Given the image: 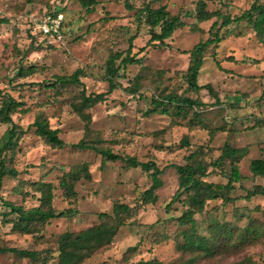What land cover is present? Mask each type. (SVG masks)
Listing matches in <instances>:
<instances>
[{
    "label": "rangeland",
    "instance_id": "obj_1",
    "mask_svg": "<svg viewBox=\"0 0 264 264\" xmlns=\"http://www.w3.org/2000/svg\"><path fill=\"white\" fill-rule=\"evenodd\" d=\"M205 1L208 10H219L233 17L247 9L252 0ZM147 2L153 7L165 4L171 14H181L184 25L167 39L168 46L147 44L150 29L136 16L137 9ZM196 2L97 0L94 9L85 13L78 0H0V19H7L0 23V99L3 94H9L22 102L12 119L24 130L14 149L5 153L6 164L17 175L3 176L1 195L15 204L31 207L39 202L34 184L39 180L51 181L53 206L59 210L68 207L75 210L72 216L51 219L39 233L40 238L12 231L8 220L15 215L5 213L7 207L0 203V244L46 249L52 255L47 262L37 264H55L57 238L61 233L98 223L100 212L112 213L113 203L122 202L133 209L123 215L124 225L110 246L82 264H132L150 257L163 262L174 260L180 256L175 243L183 242V227L175 220L180 214L178 203L169 212L165 211L178 185L177 172L171 163H183V157L203 143L209 148L198 151L196 158L202 157V153L208 159L216 157L225 141L233 146L248 143L249 152L241 160L242 186L234 194L244 195L257 182L264 185V177H253L249 168L252 158L264 154V45L246 21L232 22L229 25L232 33L216 48L206 51L197 80L200 85H210L218 94V102H214L206 87L192 90L185 77L189 56L184 51L206 39L212 22L198 23L199 29H192ZM55 9L62 10L66 22L60 38L45 36L37 28L40 19ZM131 36H135L131 54L135 53L140 61L128 63L119 70L118 86L107 92L104 100L89 108L81 106L82 89L86 94L107 91V60L112 53L126 55ZM141 47L144 49L140 50ZM230 55L235 61L226 60ZM120 59L115 63L120 64ZM29 65L33 66L32 72L20 73L21 66ZM77 69L82 71L80 84H52L58 76L68 77ZM168 93L204 103L199 107V119L205 127L190 132V149L179 147L180 138L187 132V118L160 110L149 111L154 97L161 98ZM38 114L44 115L51 127L59 129L65 146L53 147L36 134L30 124ZM85 125L93 131L92 138H100V146L115 153L135 155L140 161L152 160L163 168L156 201L141 200V193L149 187L151 178L140 167L112 160L102 163L101 155L93 149L72 146L82 137L88 138ZM221 126L227 129L217 130L210 136L211 129ZM7 128L8 124L0 121V146L7 138ZM83 162L89 165L91 179L77 182V202L70 206L59 179L64 171ZM208 180L225 182L226 179L216 173ZM217 203L209 200L208 206ZM257 205L264 206V195L250 199L239 197L234 203L209 208L195 215L197 230L207 235L208 224L216 220L238 227H244L249 219L264 224V216L255 208ZM235 211L238 217L234 216ZM136 244L135 250H127ZM242 260L248 264H264V235L257 242L202 258L197 264H233ZM0 264L33 263L28 261L27 254L0 253Z\"/></svg>",
    "mask_w": 264,
    "mask_h": 264
},
{
    "label": "trees",
    "instance_id": "obj_2",
    "mask_svg": "<svg viewBox=\"0 0 264 264\" xmlns=\"http://www.w3.org/2000/svg\"><path fill=\"white\" fill-rule=\"evenodd\" d=\"M78 1L85 13L91 12L97 4V0ZM58 11L62 10L55 9L48 11V14H55ZM136 16L139 22L146 23L150 29V38L147 44H155L160 47L168 46L167 39L171 37L177 28L184 25L181 14H171L165 4L153 7L150 2L144 3L137 9ZM194 17L196 20L192 27L194 30L199 29L198 23L208 20H212V22L208 28L206 39L198 41L190 49L184 51L189 56L185 77L192 90L199 91L201 88L206 87L212 93L215 99L214 102H218V94L212 90L210 85H200L197 81L206 51L210 47L216 48L220 41L232 33L229 25L234 21H246L255 32L258 41L264 45V2L252 0L247 9L232 17L219 10H208L205 0H197ZM6 21L7 19L5 18L0 19V23ZM65 25L66 22L63 21L62 29ZM134 37H130L126 55L122 57L121 53H112L109 56L106 63L107 91L86 94L85 90L82 89L79 97L81 106L89 108L104 100L105 94L118 86L116 77L119 76V70L128 63L140 61L139 58H136L135 53L131 54ZM144 47H141L140 50L144 49ZM118 58H121L120 64L115 63ZM226 60L233 61L234 59L230 55L226 57ZM19 70L22 74H28V72L33 71V66H21ZM81 74V69H77L68 77L58 76L52 84H80L79 76ZM24 84L22 83V85ZM153 102L154 105L149 111L156 112L160 110L169 115L187 118L185 123L187 132L180 138L179 147L184 150L190 149V132L205 127L202 120L199 119V107L204 104L203 101L181 94L168 93L161 98L154 97ZM21 104V101L16 100L9 94H3L0 99V121L8 124L7 138L0 146V203L7 207L5 213L15 215L8 220L12 231L42 238L39 233L51 219L72 216L75 210L72 207L59 210L53 206L54 185L51 181L39 180L34 184V190L39 193V202L31 207L15 204L5 200L1 195L3 176L9 174L15 177L17 175V171L6 164L5 153L14 149L18 138L24 132L22 127L17 125L12 119V115L18 111ZM194 106H196V109L193 110ZM30 125L35 127L36 134L49 145L58 148L65 146V142L59 136V129L51 127L44 115L38 114ZM226 129L225 126L216 127L211 129L209 134L213 136L217 130ZM85 133L88 138L82 137L78 142L73 143L72 146L93 149L101 155L102 163L106 160H112L120 161L125 166L140 167L151 178V184L141 193V200L146 203L157 200L156 190L162 185L161 174L163 173V168H160L152 160L140 161L135 155L115 153L108 148L100 146V138L91 137L93 131L89 125H85ZM208 148V144L203 143L201 147L191 150L189 154L185 155L183 163H171V166L177 172L178 185L170 200L166 203L165 211L169 212L175 203L180 205V214L175 216L177 224L183 227V242L175 243V248L180 251V256L167 262H163L156 257H150L146 260L141 258L132 264H197L202 258H212L218 254L233 251L243 244L257 242L264 235V224L256 222L254 219H249L244 227L216 220L208 224L207 235H202L198 232L195 224L196 214L203 213L209 208L216 209L219 206L234 203L239 197L250 199L254 195H264V185L258 182L253 184L252 188L247 189L244 195L234 194L236 188L242 186L244 175L241 172V160L248 152V145L233 146L225 141L216 157L208 159L206 154L202 153V157L196 158L198 151L203 152V150ZM166 150L169 151V149ZM249 168L253 177H264V158L251 159ZM216 173L224 177L226 179L225 182L208 180L210 175ZM81 179H91V172L87 162L80 163L70 170L64 171L60 176L59 186L70 206L75 205L77 202L75 186ZM209 200H217L218 203L209 207ZM255 208L264 216V206L257 205ZM132 210V207L127 203L114 202L112 213H99L98 223L77 231L61 233L57 238V261L55 264H82L96 252L110 246L119 228L125 223L123 215L130 214ZM235 215L238 217L237 211L234 212ZM138 244L128 247L127 250H135ZM0 253L9 255L27 254L28 261L33 264L38 262L45 263L49 256L52 255L46 249H22L7 244H0ZM233 264L248 263L242 260Z\"/></svg>",
    "mask_w": 264,
    "mask_h": 264
},
{
    "label": "built area",
    "instance_id": "obj_3",
    "mask_svg": "<svg viewBox=\"0 0 264 264\" xmlns=\"http://www.w3.org/2000/svg\"><path fill=\"white\" fill-rule=\"evenodd\" d=\"M64 15L61 11L55 14H48L42 17L37 23V28L45 36L60 38L62 35V23Z\"/></svg>",
    "mask_w": 264,
    "mask_h": 264
},
{
    "label": "crops",
    "instance_id": "obj_4",
    "mask_svg": "<svg viewBox=\"0 0 264 264\" xmlns=\"http://www.w3.org/2000/svg\"><path fill=\"white\" fill-rule=\"evenodd\" d=\"M247 145H248V143H246ZM249 148H250V146L248 145V152H249ZM264 151V150H263ZM254 158H257V157H254ZM259 158H264V154L261 156V157H259ZM253 159V158H252Z\"/></svg>",
    "mask_w": 264,
    "mask_h": 264
}]
</instances>
